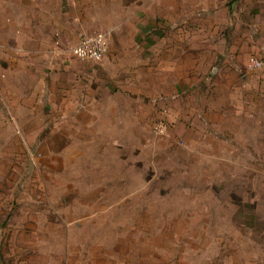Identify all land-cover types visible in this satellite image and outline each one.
I'll use <instances>...</instances> for the list:
<instances>
[{
  "label": "rangeland",
  "instance_id": "1",
  "mask_svg": "<svg viewBox=\"0 0 264 264\" xmlns=\"http://www.w3.org/2000/svg\"><path fill=\"white\" fill-rule=\"evenodd\" d=\"M95 32L130 55L71 56ZM19 34L57 55L17 58ZM245 38L264 0H0V264H264Z\"/></svg>",
  "mask_w": 264,
  "mask_h": 264
},
{
  "label": "crops",
  "instance_id": "2",
  "mask_svg": "<svg viewBox=\"0 0 264 264\" xmlns=\"http://www.w3.org/2000/svg\"><path fill=\"white\" fill-rule=\"evenodd\" d=\"M95 33H98V32H95ZM99 33H102L106 36L107 38V41H108V49L110 48V51L112 53H114L116 56H126V55H130V49L128 47V49H121V50H115V49H111V44H112V40L109 39V35H107L106 33L104 32H99ZM22 35V34H21ZM20 34L18 36H16V54L15 56L19 59H23V58H31V60L33 61L34 63V59H37L38 57H40L41 53L43 54H49V56L51 57H55L57 55V51L56 50H52V51H49V50H46V51H41L40 50V41H44L43 39L41 40L40 36L39 35H35V34H31L29 36L27 35H23L21 36ZM150 38V37H149ZM119 43H122L120 40H118ZM46 42H47V46L49 45V39H46ZM79 41L76 42V44L78 43ZM74 44V45H76ZM252 44H255V48H253V46H251ZM261 40L260 39H257V38H254L253 41L252 40H248V38H245L244 42H243V46H246V47H249L250 46V52L258 55L261 59H264V44H261ZM177 47H175L176 49ZM133 51L131 50V53ZM13 52L10 51V54H12ZM72 56V55H71ZM107 56V55H106ZM101 62V61H100ZM52 69H54V67L52 66ZM11 69L10 67H8L7 69H5V73H8L10 72ZM16 72H21L22 76L23 75H26L27 76H31V79L34 83L33 87L35 90H38L37 92H35V95L34 97L36 98L37 97V94L39 95L40 92H39V89H40V86L38 83H41L40 82V77L39 76H42L43 74V71H41V68L39 65H32L29 67L28 64H17L16 65V69L14 70ZM41 74V75H40ZM180 81V79H179ZM177 85H180L177 87V89L179 90V88H181L183 86V83H177ZM176 85V86H177ZM50 94V93H49ZM72 98L68 99L66 102H71ZM38 212V211H36ZM35 212V213H36ZM47 229H48V226H47Z\"/></svg>",
  "mask_w": 264,
  "mask_h": 264
},
{
  "label": "built area",
  "instance_id": "3",
  "mask_svg": "<svg viewBox=\"0 0 264 264\" xmlns=\"http://www.w3.org/2000/svg\"><path fill=\"white\" fill-rule=\"evenodd\" d=\"M108 53V41L104 34L94 33L85 36L71 48V55L81 61L100 62ZM247 65L251 69H261L263 67L262 60L250 57ZM157 129L162 132L164 127L162 124L157 126Z\"/></svg>",
  "mask_w": 264,
  "mask_h": 264
}]
</instances>
